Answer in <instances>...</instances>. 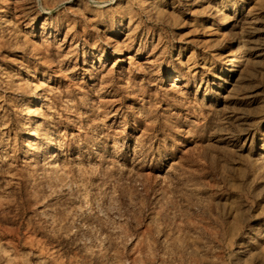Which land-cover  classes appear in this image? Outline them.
Returning <instances> with one entry per match:
<instances>
[{"label":"rangeland","instance_id":"374dc122","mask_svg":"<svg viewBox=\"0 0 264 264\" xmlns=\"http://www.w3.org/2000/svg\"><path fill=\"white\" fill-rule=\"evenodd\" d=\"M0 264H264V0H0Z\"/></svg>","mask_w":264,"mask_h":264},{"label":"bare ground","instance_id":"6f19581e","mask_svg":"<svg viewBox=\"0 0 264 264\" xmlns=\"http://www.w3.org/2000/svg\"><path fill=\"white\" fill-rule=\"evenodd\" d=\"M229 22H231V21H229ZM41 99H42L41 96L40 95H37L35 97V102L32 104V106H36V105L38 106L39 105L38 102H40ZM50 146H54L53 141H51ZM22 148L26 149L28 151V153L30 152V150H31V143H30V141L28 139L25 140V143H24V145H23ZM50 154H54L53 148L50 150V152H49L48 155H50ZM58 162H59V159L57 157H55V159H54V165H57Z\"/></svg>","mask_w":264,"mask_h":264}]
</instances>
